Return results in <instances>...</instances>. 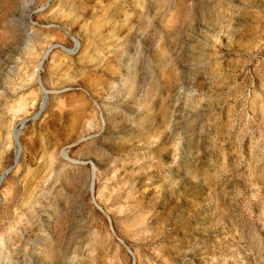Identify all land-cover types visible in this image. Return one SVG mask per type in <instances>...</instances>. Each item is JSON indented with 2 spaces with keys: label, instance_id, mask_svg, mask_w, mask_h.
I'll list each match as a JSON object with an SVG mask.
<instances>
[{
  "label": "rangeland",
  "instance_id": "374dc122",
  "mask_svg": "<svg viewBox=\"0 0 264 264\" xmlns=\"http://www.w3.org/2000/svg\"><path fill=\"white\" fill-rule=\"evenodd\" d=\"M11 167L0 264H264V0H0Z\"/></svg>",
  "mask_w": 264,
  "mask_h": 264
},
{
  "label": "water",
  "instance_id": "95a60500",
  "mask_svg": "<svg viewBox=\"0 0 264 264\" xmlns=\"http://www.w3.org/2000/svg\"><path fill=\"white\" fill-rule=\"evenodd\" d=\"M37 83L39 84V88L41 89V91L44 92L45 95H47L48 92L44 91V90H43V87H42L41 84H40L39 75H37ZM45 100H46V96H45V99H44V98L42 99V105H44ZM17 138H18V137H17ZM16 145H17V147H19L17 140H16ZM18 153H19V152H18ZM18 157H19V154H15V163L17 162ZM12 168H13V167L7 169V170L1 175V179H0V180H2V179L4 178V176H5L7 173H9V172L11 171Z\"/></svg>",
  "mask_w": 264,
  "mask_h": 264
},
{
  "label": "bare ground",
  "instance_id": "6f19581e",
  "mask_svg": "<svg viewBox=\"0 0 264 264\" xmlns=\"http://www.w3.org/2000/svg\"><path fill=\"white\" fill-rule=\"evenodd\" d=\"M41 90V89H40ZM16 140H17V138H15V144H16ZM19 151V150H18ZM18 151H17V154H18Z\"/></svg>",
  "mask_w": 264,
  "mask_h": 264
}]
</instances>
